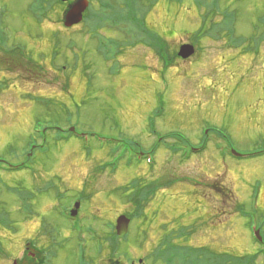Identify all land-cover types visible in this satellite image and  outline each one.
<instances>
[{
	"label": "rangeland",
	"instance_id": "1",
	"mask_svg": "<svg viewBox=\"0 0 264 264\" xmlns=\"http://www.w3.org/2000/svg\"><path fill=\"white\" fill-rule=\"evenodd\" d=\"M41 1L0 0V37L9 47L17 44L14 57L0 49V80L16 87L0 93V160H27L39 120L48 129L42 142L49 147L46 154L33 152L32 170L0 172V216L8 214L5 225H10L0 227V264H23L24 243L31 238L32 257L42 256L36 264L50 256L51 264H163L156 256L161 233L172 245L189 237L188 245L219 259L262 250L250 221L260 222L264 239V155L235 159L216 149L242 156L264 151V0H139L137 10L148 9L149 35L166 44L169 62L143 43L118 54L109 40H124L125 49L128 41L117 31L104 28L95 35L91 25L65 28L64 5L50 13L54 23L49 19L42 26L41 10L47 8L39 9ZM90 1L97 10L91 16L107 4ZM197 1L224 10L198 8ZM184 45L194 46L195 56L175 59ZM36 96L54 102L35 105ZM51 129L122 138L138 151L159 147L153 167L122 162L114 171L108 166L110 147L101 150L93 143L84 152L75 139L55 141ZM208 136H220L221 148H213ZM165 141L195 149L207 141V149L183 158L169 152ZM141 183L151 196L137 210L138 200L131 199L145 198V191L133 188ZM76 201L81 225L105 238L101 248L93 230L73 233L60 218V210ZM134 211L146 216L139 219ZM121 215L132 221L125 239L111 229ZM55 236L57 249L51 243ZM235 264H264V257Z\"/></svg>",
	"mask_w": 264,
	"mask_h": 264
},
{
	"label": "trees",
	"instance_id": "2",
	"mask_svg": "<svg viewBox=\"0 0 264 264\" xmlns=\"http://www.w3.org/2000/svg\"><path fill=\"white\" fill-rule=\"evenodd\" d=\"M46 1H50V0H46ZM138 1L139 0H123V1L118 0V1H116V3L122 4L123 7L130 4L129 7L127 8L128 10L127 9H121V11H119L120 9H107V10L101 9L102 13L94 14L93 16H91L92 14L90 11L87 14V17H89L90 22H88V23L82 22V25H85V26L89 25L87 27L92 26L91 28L94 29V31H98V30L100 31V30H103L104 28H105V31H107V30L117 31L118 33H120L121 37H124L127 39L128 42H125V44L128 48L136 47V46L140 45L141 43H143V44L149 46L150 48H152L154 51H156L157 56L161 60L169 62L168 61L169 60V54H168L169 52L167 51L168 49L166 47V44L165 43L160 44L158 37L155 38V40H153L152 39L153 36L149 35V34H151V31L149 30V28L146 24V17L148 14V9H145V10L142 9V11L139 12L137 10ZM197 4H198V8L210 7V5H211L212 8H210V9H213V8L220 9L221 8L224 10V7L219 8L218 6H214L212 1L210 4H208V6H205L204 4H200L199 1H197ZM38 7H39V9H41V3H39ZM138 9H139V7H138ZM223 10L221 11V14L223 13ZM93 11L97 12V10H93ZM96 20H100L101 23H98V22L96 23ZM202 20L203 21H201V23L205 26L208 23L207 18L203 17ZM106 23H108L109 26L108 25L105 26L104 24H106ZM214 23H215V21H214ZM217 25H219V24L215 23L214 27ZM92 33H94V32H92ZM44 39H45V37H44ZM121 40L122 39H117V41H116V42H118V44H120L118 54H119V52H121V49L123 51L128 49V48L125 49L124 47L121 46V43H120ZM109 41L114 43V41H111V40H109ZM122 41H124V40H122ZM0 44H3L2 39L0 40ZM11 54H13V53H11ZM20 57H24V56H20ZM174 57H175V59H178V55H174ZM174 57H172L173 60H174ZM116 59H117V55L115 56L114 61H117ZM15 61L17 62V59ZM23 61L24 60H22V62ZM31 61L32 60L29 59V63H28V70H29L28 73L29 74L31 72L30 71ZM32 72H34V71H32ZM23 80L25 81L24 77H23ZM29 82H31V81L29 80ZM36 97H38L39 100L37 101L38 103L35 105L42 106L45 104V103H43L45 101L54 102L53 99H51L50 97H44V96H36ZM150 120L152 121L153 117H151ZM47 132H48V129L43 124V122L41 120L37 121L33 127V134L31 135L30 140H29L30 141L29 142L30 148L28 147V150L25 152L27 160L25 162L18 164V165H20V168H24L27 164H31V165L33 164V158L29 159V153L28 152L30 151L31 147H33L34 145L37 144L38 140L43 141V139L47 138ZM65 133L69 135L68 138L65 137ZM86 133H88L89 135L93 134L90 149L93 147V145H92L93 143L98 144V146L100 148V142L96 139V137H98V136L102 137V135H99L96 133H91V132H86ZM49 134L52 136V138L55 141L58 140V141L64 142V141H67L71 138V134L65 130L61 131V130L51 129L49 131ZM104 137H107L110 139L112 138V137L106 136V135ZM42 141H41V143H43ZM174 143H176V142H174ZM164 144H167V143L164 142ZM178 144H183V143H178ZM178 144H175V145H178ZM185 144H187V143H185ZM204 144H207V141ZM108 146H109L108 143L104 144L105 149H107L106 147H108ZM189 147L191 148L192 146L189 145ZM157 148H158V146H155L153 149H151V152L152 153L155 152ZM167 149H169V148L167 147ZM47 151H49L48 147H47ZM174 153H176V152L174 151ZM137 187L142 189L143 191H145V198L144 199H141L140 196H138V195H136V197H135V198L139 197L138 199H135V198L131 199V201L134 200V202L136 200H138L137 203L135 204L136 209L138 210L140 208V206L144 202L147 201L148 195H151V193H150L151 188L144 187L142 185V183H141V185H139ZM147 193H150V194H147ZM130 197H131V195H130ZM137 212L138 211H134L135 215H137L135 217L141 219L142 217ZM7 218H9L8 214L0 216V227L5 226L6 228H8L10 226V225L9 226L5 225ZM159 238H161V239H160V242L157 241V245L159 244V249L156 252V256L161 258L163 264H178V263L179 264H213V263H217V262H221L218 264H235V263L239 262V260L244 259V257H243V258H239L237 260V259H234L233 257L227 256V255L222 256L219 259L216 256H214L210 251H208V253L205 251L207 255H205V254L203 255V253H204L203 250L195 249V248L188 245L190 238L186 237V236H184L182 241H180L179 243L174 244V245H172L170 243L168 235H164L161 233ZM113 246H115V241H112L111 248ZM154 247L155 246H153V248ZM115 248H116V246H115ZM27 252H28L27 255H25V257L23 258V260H24L23 264H36V260L38 259V257L42 258L41 254L37 255L35 258H33L31 252H29V250ZM204 257H207V259H205ZM44 261H48L50 263L49 259H47V260L44 259Z\"/></svg>",
	"mask_w": 264,
	"mask_h": 264
},
{
	"label": "water",
	"instance_id": "3",
	"mask_svg": "<svg viewBox=\"0 0 264 264\" xmlns=\"http://www.w3.org/2000/svg\"><path fill=\"white\" fill-rule=\"evenodd\" d=\"M88 3L85 0H79L75 6H73L66 14L65 25L66 27H72L79 24L83 20V13L87 10ZM195 50L190 45H185L181 48L180 56L183 59H187L194 54ZM77 214V212H74ZM117 232L119 236H125L129 231L130 220L125 216L119 218L117 222ZM259 236V233H258ZM259 239L262 238L259 236Z\"/></svg>",
	"mask_w": 264,
	"mask_h": 264
},
{
	"label": "flooded vegetation",
	"instance_id": "4",
	"mask_svg": "<svg viewBox=\"0 0 264 264\" xmlns=\"http://www.w3.org/2000/svg\"><path fill=\"white\" fill-rule=\"evenodd\" d=\"M75 1L76 0H70L69 1V4H70V6L68 7V8H70L71 6H73V4L75 3ZM55 3H58V0H55ZM67 7L65 8V9H67ZM129 7V5H126L124 8L125 9H127ZM89 8V7H88ZM91 8V7H90ZM89 8V9H90ZM101 9H123V8H120L118 5H110V6H104L103 8L101 7ZM7 46V45H6ZM12 52H11V50L9 49L8 50V53H7V58H9V57H14V55L13 54H11ZM15 60H16V58H13L12 59V61H14L15 62Z\"/></svg>",
	"mask_w": 264,
	"mask_h": 264
}]
</instances>
